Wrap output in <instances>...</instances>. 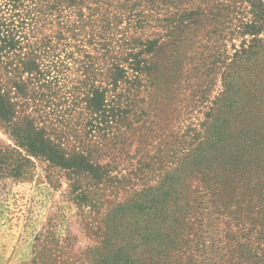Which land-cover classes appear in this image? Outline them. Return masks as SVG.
I'll return each mask as SVG.
<instances>
[{
    "label": "trees",
    "instance_id": "1",
    "mask_svg": "<svg viewBox=\"0 0 264 264\" xmlns=\"http://www.w3.org/2000/svg\"><path fill=\"white\" fill-rule=\"evenodd\" d=\"M241 1L252 17L240 28L254 39L235 55V69L225 77L220 111L229 101L222 118L230 120L231 142L215 148L223 161L206 170V183L214 188L213 199L239 193L238 204H249L256 226L264 224V38H257L264 35V0ZM149 19L142 0H0V130L27 158L103 185L117 169L102 162L121 153L137 118L136 98L158 92L184 66L173 67L176 56L168 50L178 35L148 33L155 28ZM165 21L173 23L171 17ZM212 58L198 52L190 65L199 72ZM79 109L89 116L85 135L72 131ZM180 182L176 199L162 187L144 195L153 206L131 220L136 228H129L130 221L114 228L105 243L121 264H176L167 254L192 211L182 203L187 178Z\"/></svg>",
    "mask_w": 264,
    "mask_h": 264
},
{
    "label": "rangeland",
    "instance_id": "2",
    "mask_svg": "<svg viewBox=\"0 0 264 264\" xmlns=\"http://www.w3.org/2000/svg\"><path fill=\"white\" fill-rule=\"evenodd\" d=\"M142 1L150 9L149 23H155L148 33L178 35L168 50L176 56L173 67L184 64L182 73L162 81L158 92L136 98L141 101L133 112L137 118L132 128L121 129L128 128L121 153H110L102 162L117 172L100 186L90 177H74L27 158L0 130V264H121L105 243L114 228L126 221L136 228L131 220L153 206L144 195L162 187L176 199L183 178L190 188L183 190L182 203L192 211L181 221L169 261L264 264V232L258 226L264 224H250L249 204L241 208L239 193L213 199L214 188L206 183V170L223 161L214 156L215 148L231 142L230 120L222 118L229 101L220 111V100L235 55L254 39L240 28L252 17L249 6L241 0ZM144 13L149 16L146 8ZM169 17L173 23L165 21ZM198 52L214 55L199 72L190 65ZM88 118L81 109L75 111L72 131L85 135Z\"/></svg>",
    "mask_w": 264,
    "mask_h": 264
}]
</instances>
